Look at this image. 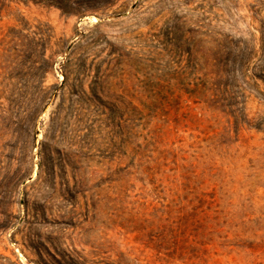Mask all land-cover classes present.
I'll return each mask as SVG.
<instances>
[{"label":"rangeland","instance_id":"rangeland-1","mask_svg":"<svg viewBox=\"0 0 264 264\" xmlns=\"http://www.w3.org/2000/svg\"><path fill=\"white\" fill-rule=\"evenodd\" d=\"M73 8L0 0V91L21 24L64 52L34 130L0 95V264H264V0Z\"/></svg>","mask_w":264,"mask_h":264},{"label":"trees","instance_id":"trees-1","mask_svg":"<svg viewBox=\"0 0 264 264\" xmlns=\"http://www.w3.org/2000/svg\"><path fill=\"white\" fill-rule=\"evenodd\" d=\"M37 1V0H34ZM51 5L59 7L63 13H73V7L82 0H44ZM12 33V34H11ZM13 45L5 50L6 56L10 58L6 64L8 69L13 72L21 73L22 87H15L8 90H1L0 95L7 93L6 99L9 104L16 108L14 113L23 122L27 123L29 128H36L38 120L49 105L51 100L58 96L57 85H46L47 76L54 70L57 62V54L64 53L63 50L56 47L54 34L51 29H43L40 25L26 26L21 24L19 29L11 31ZM63 89L67 83V75ZM17 76V75H16ZM12 79L13 76H12ZM18 80L19 78L16 77ZM71 93L80 94L77 86L72 84L68 88ZM63 101V95H60V104ZM111 109V108H110Z\"/></svg>","mask_w":264,"mask_h":264},{"label":"bare ground","instance_id":"bare-ground-1","mask_svg":"<svg viewBox=\"0 0 264 264\" xmlns=\"http://www.w3.org/2000/svg\"><path fill=\"white\" fill-rule=\"evenodd\" d=\"M62 76V75H61ZM62 79H63V77H62Z\"/></svg>","mask_w":264,"mask_h":264}]
</instances>
